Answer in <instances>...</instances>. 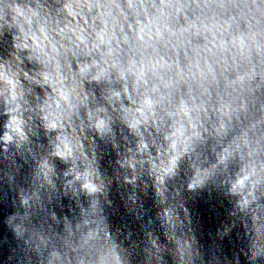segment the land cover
Masks as SVG:
<instances>
[{
  "label": "clouds",
  "instance_id": "obj_1",
  "mask_svg": "<svg viewBox=\"0 0 264 264\" xmlns=\"http://www.w3.org/2000/svg\"><path fill=\"white\" fill-rule=\"evenodd\" d=\"M0 264H264V0H0Z\"/></svg>",
  "mask_w": 264,
  "mask_h": 264
}]
</instances>
